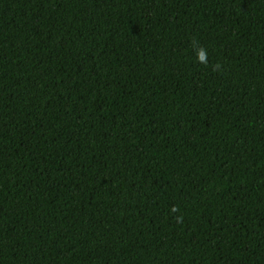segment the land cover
Returning <instances> with one entry per match:
<instances>
[{
	"label": "trees",
	"instance_id": "trees-1",
	"mask_svg": "<svg viewBox=\"0 0 264 264\" xmlns=\"http://www.w3.org/2000/svg\"><path fill=\"white\" fill-rule=\"evenodd\" d=\"M0 264H264V0H0Z\"/></svg>",
	"mask_w": 264,
	"mask_h": 264
}]
</instances>
